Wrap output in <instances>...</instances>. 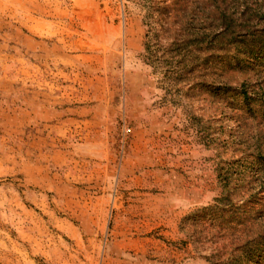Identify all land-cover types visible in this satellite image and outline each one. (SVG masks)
I'll use <instances>...</instances> for the list:
<instances>
[{
	"label": "rangeland",
	"instance_id": "rangeland-1",
	"mask_svg": "<svg viewBox=\"0 0 264 264\" xmlns=\"http://www.w3.org/2000/svg\"><path fill=\"white\" fill-rule=\"evenodd\" d=\"M252 35L264 0H0V264H264Z\"/></svg>",
	"mask_w": 264,
	"mask_h": 264
},
{
	"label": "trees",
	"instance_id": "trees-1",
	"mask_svg": "<svg viewBox=\"0 0 264 264\" xmlns=\"http://www.w3.org/2000/svg\"><path fill=\"white\" fill-rule=\"evenodd\" d=\"M221 15V17L223 16V14H220ZM226 19H228V18H226ZM230 20H231V18H229ZM231 22H232V20H231ZM230 22V23H231ZM252 37L253 38H250V39H252V40H250V39H247L246 37L245 38H243L244 40H242V41H238V43H241V44H243V45H246L248 48H252L253 46H254V43L257 41V40H259V39H264V35H263V37L262 38H259L258 39V37L256 36H254V35H252ZM245 39H247V40H245ZM254 39V40H253ZM230 42V39H228V38H225L223 35H221V34H218V35H216V36H213V37H211V38H208L207 37V39H203V40H197V41H193V44L196 46V50H195V52L196 51H202L203 49V52H205V51H207L209 54H208V56L206 57V61L207 60H211L212 58H213V52L214 51H220V50H223V49H225V47H226V45L228 44ZM191 43V42H190ZM205 44V47L203 48V49H200L199 47H198V44ZM147 42H146V49H148L149 50V47L147 46ZM148 47V48H147ZM264 49V48H263ZM262 50V49H261ZM258 51H260V50H258ZM185 52H186V54L184 55V60L186 59V60H190V61H188V63L190 64V65H193V63H195V61L198 59V57L199 56H196L195 55V53H194V51H190V50H185ZM259 53H262V52H259ZM254 54H252V56L251 57H247L250 61L249 62H251L252 60H257L258 58H260L261 56H257V58H254V56H253ZM185 57H187V58H185ZM187 62V61H186ZM188 64V65H189ZM187 67V66H186ZM188 69V68H187ZM183 70V72H180V73H184V72H186V74L187 75H191L192 74V70H190V71H186V68H183L182 69ZM177 74V73H175L176 75H180V76H182L183 74ZM243 95H244V98L245 99H247V100H249L250 98H249V95L247 94V92H243ZM221 202H222V200H216V204H214V205H212V206H210V207H208V208H206L205 210H206V212H210L211 214L210 215H215L216 213L215 212H226L225 210H224V208H221L220 207V204H221ZM228 212V211H227ZM210 217V220H212L213 219V217ZM194 221H196V220H194ZM195 223H197V222H195ZM264 239V237H261V236H258V238H255V239H252V240H249V241H246V242H244V244L241 246V248L239 249V250H241L242 248H245V247H247V246H251L252 245V243H254V242H256L255 244L259 247V242L260 241H262ZM256 251L257 252H255V253H260V250L257 248L256 249ZM259 256H260V254H259ZM240 258H244V259H249L250 258V256L249 257H247V256H243V254H241V255H239V256H233L232 258H230L231 259V261L234 263H236L237 261H239L240 260ZM247 259V260H248Z\"/></svg>",
	"mask_w": 264,
	"mask_h": 264
}]
</instances>
